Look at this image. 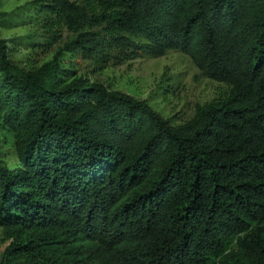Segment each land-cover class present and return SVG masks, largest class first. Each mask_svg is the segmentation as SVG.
<instances>
[{
    "label": "trees",
    "instance_id": "1",
    "mask_svg": "<svg viewBox=\"0 0 264 264\" xmlns=\"http://www.w3.org/2000/svg\"><path fill=\"white\" fill-rule=\"evenodd\" d=\"M28 10L47 46L63 29L74 38L33 71L0 39V119L18 153L13 168L0 157L1 264H264V0ZM171 51L229 87L179 125L62 59L105 68L109 55L121 65Z\"/></svg>",
    "mask_w": 264,
    "mask_h": 264
},
{
    "label": "rangeland",
    "instance_id": "2",
    "mask_svg": "<svg viewBox=\"0 0 264 264\" xmlns=\"http://www.w3.org/2000/svg\"><path fill=\"white\" fill-rule=\"evenodd\" d=\"M35 0H0V39L8 41L11 60L16 67L33 71L51 61L65 43L74 38L67 29L62 31V40L47 46L49 33L39 19L28 10ZM36 44H26L27 39ZM26 40V41H25ZM64 53L65 65L71 61V70L90 83L99 82L110 90L127 93L139 100H146L152 108L174 125H179L196 112L198 106L224 100L229 87L205 77L192 60L180 52L171 51L162 57L142 56L118 65L109 55L110 64L103 68L95 61L76 58ZM0 157L10 167L18 164L14 139L4 130L0 119ZM3 239L0 228V264L9 246Z\"/></svg>",
    "mask_w": 264,
    "mask_h": 264
}]
</instances>
